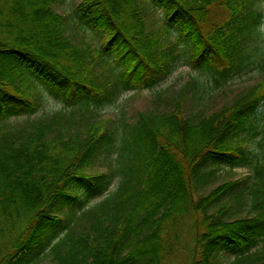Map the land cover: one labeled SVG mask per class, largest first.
Masks as SVG:
<instances>
[{"label":"trees","instance_id":"16d2710c","mask_svg":"<svg viewBox=\"0 0 264 264\" xmlns=\"http://www.w3.org/2000/svg\"><path fill=\"white\" fill-rule=\"evenodd\" d=\"M64 1L0 0V264H31L46 249L52 264H214L223 250L264 264V245L250 252L264 241V78L218 111L187 115L189 89L203 99L264 68V0H149L163 30L147 0H82L79 21L104 35L95 49L67 34L54 8ZM182 64L205 79L187 80L165 110L135 122L102 115ZM35 80L63 108L29 120L41 107ZM102 151L115 166L92 173ZM212 164L252 166L251 215L206 213L239 180L195 200Z\"/></svg>","mask_w":264,"mask_h":264},{"label":"rangeland","instance_id":"374dc122","mask_svg":"<svg viewBox=\"0 0 264 264\" xmlns=\"http://www.w3.org/2000/svg\"><path fill=\"white\" fill-rule=\"evenodd\" d=\"M82 0H65L54 6L55 10L66 16L67 19V34L75 43L87 42L92 49L100 47L103 42L104 35L97 30L80 22L76 15L75 9ZM146 5V17L151 21L152 27L155 29H164L165 23L162 21V9L156 8L149 4ZM178 28L176 25L171 26L169 29V38L176 39L179 37ZM165 32V31H163ZM184 40H181V45H185ZM100 71V66L97 67ZM107 70H102V77L107 75ZM199 77L204 80V76L191 68L188 64L180 65L168 78L161 82L154 89L131 90L125 92L120 99L108 106L102 111L103 116L111 117L117 122L122 116H125L129 121L135 122L138 118L139 111L155 112L163 111L169 107L171 99L176 96L182 89L185 82L191 78ZM264 78V68H256L252 71L243 72L232 78L223 87L208 88V92L203 99L200 98L201 93L198 94L194 90L189 89L187 93V115L194 116L197 113H212L223 108L224 105L229 103L235 96L240 93L251 89L258 81ZM205 82V81H204ZM36 89L40 97V109L30 116L29 120L44 119L50 117L52 114L60 111L63 106L60 102L55 100L53 96L47 91V88L40 80H35ZM27 118L25 116L14 119L13 123H25ZM264 129V119L259 123V130ZM244 136H249L245 134ZM263 137L260 134L258 137L249 139L247 143L248 148L257 149L258 142ZM249 138V137H247ZM116 154L109 155L102 151L95 159L91 168V172L110 171L115 166L114 158ZM207 169H215L211 174L207 183L198 189L194 194L195 200L210 192L217 185L229 181L239 180V183L231 189L225 196L218 202H215L209 209L207 214L217 215L220 218L235 219L245 215H251V193L250 188L253 184V170L252 166L243 165L231 167L225 164H212ZM117 180V179H116ZM117 181H115L110 189H114ZM98 200V199H97ZM96 201V200H95ZM223 208H226L225 213L222 214ZM200 216H204L205 212L200 211ZM264 241H260L258 245L253 247L250 252L257 250L262 251ZM47 250L36 257L31 264H52L50 256L47 255ZM184 248L178 255V260L182 259ZM237 253L234 251L223 250L218 253L215 258L214 264H238L236 261ZM177 260V262H178Z\"/></svg>","mask_w":264,"mask_h":264}]
</instances>
